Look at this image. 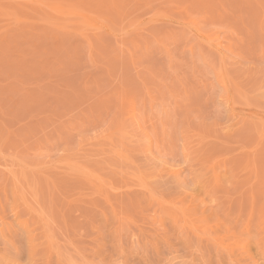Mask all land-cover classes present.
<instances>
[{
	"label": "rangeland",
	"instance_id": "374dc122",
	"mask_svg": "<svg viewBox=\"0 0 264 264\" xmlns=\"http://www.w3.org/2000/svg\"><path fill=\"white\" fill-rule=\"evenodd\" d=\"M0 264H264V0H0Z\"/></svg>",
	"mask_w": 264,
	"mask_h": 264
}]
</instances>
